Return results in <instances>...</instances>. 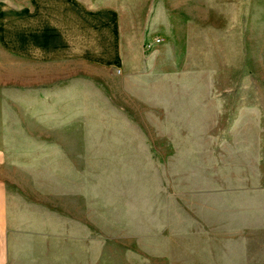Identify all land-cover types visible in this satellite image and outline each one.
<instances>
[{
  "label": "rangeland",
  "instance_id": "obj_1",
  "mask_svg": "<svg viewBox=\"0 0 264 264\" xmlns=\"http://www.w3.org/2000/svg\"><path fill=\"white\" fill-rule=\"evenodd\" d=\"M116 2L141 52L68 106L0 42L7 264H264V0Z\"/></svg>",
  "mask_w": 264,
  "mask_h": 264
},
{
  "label": "crops",
  "instance_id": "obj_2",
  "mask_svg": "<svg viewBox=\"0 0 264 264\" xmlns=\"http://www.w3.org/2000/svg\"><path fill=\"white\" fill-rule=\"evenodd\" d=\"M122 13L116 0H12L0 8V42L15 58L38 65L29 72L36 94L65 107L53 97L78 93L84 78H99L95 68L124 66L133 50L141 52L139 38L133 42L124 31ZM6 191L1 181L0 264H7L15 232Z\"/></svg>",
  "mask_w": 264,
  "mask_h": 264
}]
</instances>
